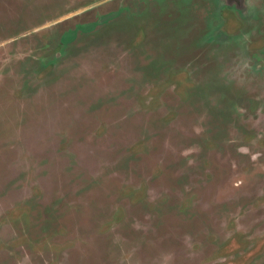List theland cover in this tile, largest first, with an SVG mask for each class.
<instances>
[{
  "label": "rangeland",
  "instance_id": "1",
  "mask_svg": "<svg viewBox=\"0 0 264 264\" xmlns=\"http://www.w3.org/2000/svg\"><path fill=\"white\" fill-rule=\"evenodd\" d=\"M0 264H264V0H0Z\"/></svg>",
  "mask_w": 264,
  "mask_h": 264
}]
</instances>
